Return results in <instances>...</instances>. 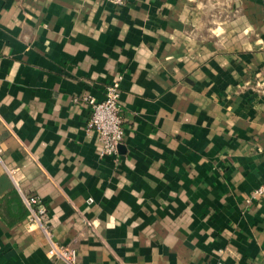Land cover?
<instances>
[{
  "label": "crops",
  "instance_id": "crops-1",
  "mask_svg": "<svg viewBox=\"0 0 264 264\" xmlns=\"http://www.w3.org/2000/svg\"><path fill=\"white\" fill-rule=\"evenodd\" d=\"M247 6L263 15L261 0H0V264H69L52 244L73 264H264V37L245 18L209 33L214 10ZM115 80L124 135L107 154L86 123Z\"/></svg>",
  "mask_w": 264,
  "mask_h": 264
},
{
  "label": "built area",
  "instance_id": "built-area-1",
  "mask_svg": "<svg viewBox=\"0 0 264 264\" xmlns=\"http://www.w3.org/2000/svg\"><path fill=\"white\" fill-rule=\"evenodd\" d=\"M115 4H124L127 0H110ZM119 82L113 81L105 86L104 98L100 101L89 99L91 114L86 123L88 130H95L102 144L104 153L115 154L124 135L123 118L119 104ZM1 152V147H0ZM258 194H264V183L257 188ZM33 201V200H32ZM42 213L43 210H40ZM49 253L65 259L69 264L75 261V252L67 246L52 244Z\"/></svg>",
  "mask_w": 264,
  "mask_h": 264
},
{
  "label": "rangeland",
  "instance_id": "rangeland-1",
  "mask_svg": "<svg viewBox=\"0 0 264 264\" xmlns=\"http://www.w3.org/2000/svg\"><path fill=\"white\" fill-rule=\"evenodd\" d=\"M213 18L216 21H214L210 25L209 33L211 34V36H216V34L218 35L219 32H222L223 29L222 24L226 25L224 29L226 30L227 33L229 31L231 32L230 33L231 35L238 33L240 30V26L238 21L236 22V20H238L239 18L242 19L245 18L246 25L241 27L243 33L251 37V40H257V37L261 38V36L264 37V9H263V15L260 17L259 15L257 16V14H255L254 9L250 8V6H247L246 8L244 7L243 9L232 8V10L229 13L226 12L225 14L222 12H218L217 10H214ZM257 41L258 42L256 44L258 46L263 45L262 39Z\"/></svg>",
  "mask_w": 264,
  "mask_h": 264
},
{
  "label": "water",
  "instance_id": "water-1",
  "mask_svg": "<svg viewBox=\"0 0 264 264\" xmlns=\"http://www.w3.org/2000/svg\"><path fill=\"white\" fill-rule=\"evenodd\" d=\"M262 3H263V9H264V0H262Z\"/></svg>",
  "mask_w": 264,
  "mask_h": 264
}]
</instances>
